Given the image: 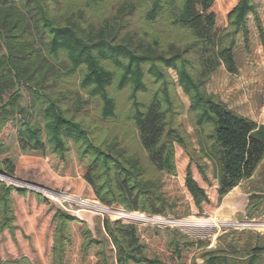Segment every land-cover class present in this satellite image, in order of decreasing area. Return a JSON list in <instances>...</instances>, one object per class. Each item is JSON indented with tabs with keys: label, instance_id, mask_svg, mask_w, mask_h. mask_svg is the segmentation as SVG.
<instances>
[{
	"label": "trees",
	"instance_id": "trees-1",
	"mask_svg": "<svg viewBox=\"0 0 264 264\" xmlns=\"http://www.w3.org/2000/svg\"><path fill=\"white\" fill-rule=\"evenodd\" d=\"M249 16L264 56L253 0H236L225 16L217 0H0V170L14 177L21 156L42 157L55 174L82 178L106 206L184 218L192 211L177 182L179 147L189 159L183 188L193 206L209 203L204 159L218 169L219 204L264 159V125L206 90L219 68L237 73L234 48L240 36L248 42ZM174 83L188 97L198 152L177 124L184 113ZM120 94L129 102L126 119L135 125L141 155L115 129L98 139L99 126L86 124L91 104L112 124L123 112ZM13 193L26 191L0 182V233H14ZM35 197L49 217L46 264H188L207 246L178 231L119 221H98L95 237L84 222ZM263 254L264 245L239 254L243 261L208 251L202 264H255Z\"/></svg>",
	"mask_w": 264,
	"mask_h": 264
},
{
	"label": "rangeland",
	"instance_id": "rangeland-1",
	"mask_svg": "<svg viewBox=\"0 0 264 264\" xmlns=\"http://www.w3.org/2000/svg\"><path fill=\"white\" fill-rule=\"evenodd\" d=\"M254 4L257 8V14L260 19L261 29L264 34V0H253ZM236 0H217V5L220 8L223 16L230 11ZM109 3V2H108ZM106 4V6L108 5ZM101 8L103 6H100ZM96 11V10H95ZM95 11L91 13L93 16ZM248 42L245 46L244 39L240 36L237 40L235 46V63L237 64V73L236 74H227L223 67L219 68L211 77L210 81L206 86V90L209 94H213L219 97V99L223 102V104L231 109L236 114L246 117L252 122L259 125H264V56H263V48L261 45V41L259 38V34L257 32V28L255 26V21L251 16L248 17ZM4 49H0V57L3 55ZM171 79L174 82H177L176 75L173 71H169ZM175 84V83H174ZM176 95L179 97V101L181 107L183 109V115L178 118L177 124L181 125L183 132L190 138L193 149L198 152V141L199 138L197 134L193 130L191 123L188 122L187 111L189 107V100L186 95H184L180 88L175 84ZM117 92L115 91L114 94ZM26 96V95H25ZM24 96V97H25ZM126 96L120 94L118 97L119 102V111H123L122 114L112 122V124L108 125V122H102L99 117V114L96 112V108L93 104L88 106L90 110V115L86 117L87 125H97L99 126L98 131L96 132V137L99 139L109 138V132L115 129L114 132L118 133V137L123 140L126 146L130 147L131 150L137 152V154H142L138 143L134 140L136 137L135 125L128 119H126V115L128 114L129 102L126 100ZM6 99V97L4 98ZM26 100V98H25ZM25 100L22 102L24 106ZM124 114V115H123ZM96 121V122H95ZM98 121V122H97ZM113 133L112 135H114ZM180 149L179 147L177 150ZM182 158L184 161L182 163L188 164L189 159L186 154H182ZM178 155L176 156V160L178 159ZM208 166L207 170V178L209 181V187L205 186V190L207 196L212 198L214 194V183L215 179L217 180V171L218 169L213 166L211 162L204 159ZM178 163V161H177ZM187 169V166H185ZM193 178L196 177V168L192 165ZM178 174V173H177ZM209 174V175H208ZM185 175V174H184ZM184 178H180L177 175V182L183 190V197H185L190 202V210L192 211L188 217L178 218V219H186V220H194V219H207L210 221V218L213 219L214 223L222 224L223 227L218 228V230L210 233L207 231L204 234H199L197 237L192 235L183 234L186 237H192L193 239L201 240L207 243V246L204 249L195 250L191 256L188 264L192 262L196 264L203 263V257L205 253L208 251L219 253L224 251L226 254L236 257L240 260H244L239 258V254L247 255L251 249L254 247H260L264 245V232L258 234L256 232L250 230H241L233 226L232 228H228V225H233V223L242 222L244 219H254V218H262L264 217V199H261V203L257 208H251V211H247V207L249 204H254L257 199L261 197L264 198V159L260 162V166L254 173L253 177L245 182H242L241 189L248 194L246 201H244V213L243 211L240 215L237 210H226L221 209L220 203L214 207L209 206V204H204L202 208L196 209L193 206L192 198L183 188L184 186ZM0 182H2L0 180ZM5 185L6 183L3 182ZM11 185H13L11 183ZM16 183H14V186ZM70 194V193H66ZM215 195V194H214ZM216 196V195H215ZM214 196V197H215ZM233 196V195H232ZM232 196L230 198H232ZM85 199V198H84ZM88 199V198H87ZM94 200V198H90ZM96 200V199H95ZM97 201V200H96ZM216 201H218V196L216 197ZM99 202V201H98ZM100 203V202H99ZM102 203H100L101 205ZM104 205V204H102ZM106 206V205H104ZM251 206V205H249ZM242 216V217H241ZM89 217V218H88ZM77 218V216L75 217ZM88 218V220H87ZM176 218V217H175ZM78 219V218H77ZM80 221H88L90 230L93 235L96 237L99 232V224L103 221H110V219L106 217H99L92 214L81 215ZM99 221V224H98ZM88 226V225H86ZM139 229H152L150 227H138ZM155 230V229H152ZM161 230V229H160ZM159 230V231H160ZM172 232L170 230H167ZM180 233V232H179ZM182 234V233H181ZM1 244V243H0ZM25 244V243H23ZM20 242L21 246H25ZM12 249H15L16 245H9ZM2 248V249H1ZM3 246H0V263L3 261L2 259H10L11 255L4 254L2 256ZM16 254V253H15ZM42 260L37 258L32 260L33 264H41ZM31 262V261H30ZM31 263V264H32ZM2 264V263H1ZM255 264H264V254L261 255Z\"/></svg>",
	"mask_w": 264,
	"mask_h": 264
},
{
	"label": "crops",
	"instance_id": "crops-1",
	"mask_svg": "<svg viewBox=\"0 0 264 264\" xmlns=\"http://www.w3.org/2000/svg\"><path fill=\"white\" fill-rule=\"evenodd\" d=\"M175 153H177L176 156H179V160H176L178 176H180V178H184L186 171L185 166H187V164L184 165L182 163V161H184L182 158L183 151L181 149H176ZM15 172L16 173L14 177L19 182L17 181L16 185L13 187L16 189L25 190L26 194L20 195L13 193L12 201L14 206V216H16L14 233H10L9 231L0 233V246L4 247L2 256L5 253L11 256L10 259H2L3 261H1V263L6 261H15L20 258H26L32 263L33 258H39L42 260L41 264H46V238L48 236L46 227L49 217L48 215L42 214L45 204L37 201L35 196L38 195L41 200H47L43 191L40 190L41 188H44L49 192L70 193V195L73 194L78 197L90 199L94 198L92 189L80 177L70 178L55 174V172L51 170L47 161L42 157L21 156L16 165ZM214 181L215 183L213 186V192L216 195L218 181L216 179ZM214 194L212 195V198L208 196V204L211 207L217 205V195L215 196ZM231 196L232 198H230ZM247 197L248 194H246L241 189V185H239L233 188L232 191H230L222 199L221 203L219 204V208H226V210L229 209L233 211L237 210L240 215L244 216V214H241V212L243 211L244 213L245 211L243 203L246 201ZM82 222H84L89 227L88 221ZM20 242L22 244L25 243L23 245H26L27 247L21 246ZM9 245H16V247H14L15 249L11 250L10 248L12 247Z\"/></svg>",
	"mask_w": 264,
	"mask_h": 264
},
{
	"label": "built area",
	"instance_id": "built-area-1",
	"mask_svg": "<svg viewBox=\"0 0 264 264\" xmlns=\"http://www.w3.org/2000/svg\"><path fill=\"white\" fill-rule=\"evenodd\" d=\"M0 180L6 183L7 187H13L14 180L0 174ZM11 183L13 185H11ZM46 199L71 217L81 219L83 214H92L99 217H106L110 219L111 223L116 221L121 222L123 225L137 226V227H150L156 230H170L172 232L178 231L182 234L192 235L197 237L199 234H204L207 231L213 233L218 228L223 227L222 224L214 223L213 219H178L169 215H151L143 212L126 211L120 206H104L100 205L95 199H84L75 195H70L62 192H49L42 188ZM235 226L241 230H250L258 234L264 232V217L254 219H244L242 222L233 223L228 225V228Z\"/></svg>",
	"mask_w": 264,
	"mask_h": 264
},
{
	"label": "water",
	"instance_id": "water-1",
	"mask_svg": "<svg viewBox=\"0 0 264 264\" xmlns=\"http://www.w3.org/2000/svg\"><path fill=\"white\" fill-rule=\"evenodd\" d=\"M0 174H2V175H4V176H6V177H10V176H8L5 172H3L2 170H0ZM12 180H14L15 182H17L18 180L17 179H15V177H10ZM19 182V181H18ZM42 189V188H41Z\"/></svg>",
	"mask_w": 264,
	"mask_h": 264
}]
</instances>
